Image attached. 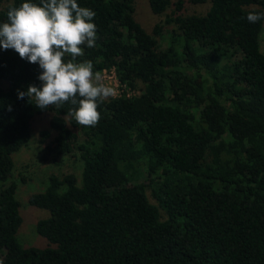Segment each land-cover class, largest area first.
Instances as JSON below:
<instances>
[{
  "label": "trees",
  "instance_id": "1",
  "mask_svg": "<svg viewBox=\"0 0 264 264\" xmlns=\"http://www.w3.org/2000/svg\"><path fill=\"white\" fill-rule=\"evenodd\" d=\"M22 2L0 0V24ZM147 2L163 17L151 32L135 0H77L97 26L77 60L114 67L137 90L100 104L95 127L78 125L70 103L19 99L42 69L0 47V264H264V19L247 20L264 0ZM186 4L207 8L186 14ZM45 113L39 142L51 138L46 152L76 155L81 169L28 196L49 212L35 226L47 242L23 246L13 154Z\"/></svg>",
  "mask_w": 264,
  "mask_h": 264
},
{
  "label": "clouds",
  "instance_id": "2",
  "mask_svg": "<svg viewBox=\"0 0 264 264\" xmlns=\"http://www.w3.org/2000/svg\"><path fill=\"white\" fill-rule=\"evenodd\" d=\"M96 13L77 0H24L20 6L9 5L7 20L0 24V47L15 50L22 59L38 64L41 85L29 84L17 90L19 99L28 98L37 108L74 107L70 114L81 126L95 127L101 119L98 106L116 90L106 85L90 60L78 61L84 47L97 41ZM264 12L250 10L247 20L256 23ZM65 57H70L65 59ZM9 110L11 108L9 107Z\"/></svg>",
  "mask_w": 264,
  "mask_h": 264
},
{
  "label": "rangeland",
  "instance_id": "3",
  "mask_svg": "<svg viewBox=\"0 0 264 264\" xmlns=\"http://www.w3.org/2000/svg\"><path fill=\"white\" fill-rule=\"evenodd\" d=\"M134 15L136 20L149 32L157 22H163L162 16L151 12L147 0H135ZM207 5L186 4V14H202ZM167 28L168 25H165ZM166 46V40L161 43V47ZM260 49L264 52V26L260 38ZM135 94L137 90L130 89ZM50 113L36 116L31 123L29 141L13 154L14 167L12 179L17 184L16 199L20 202V214L22 222L17 231V238L23 246L46 245V239L36 232V222L49 216V212L28 203V196L45 189L47 178L50 174L62 175L64 173L80 172V161L76 155L55 156L53 153L46 152V144L51 138H47L44 143H40V131L49 129ZM50 130V129H49ZM51 131V130H50ZM133 169H129L131 173ZM133 173V171H132ZM150 200H152L151 196Z\"/></svg>",
  "mask_w": 264,
  "mask_h": 264
},
{
  "label": "built area",
  "instance_id": "4",
  "mask_svg": "<svg viewBox=\"0 0 264 264\" xmlns=\"http://www.w3.org/2000/svg\"><path fill=\"white\" fill-rule=\"evenodd\" d=\"M102 76L104 77L103 82L113 87L116 90L115 96H120L125 93L126 96L133 95V92H130L129 88H126L125 84H122L119 79L117 78L115 68L112 67L110 69H103L101 71Z\"/></svg>",
  "mask_w": 264,
  "mask_h": 264
}]
</instances>
